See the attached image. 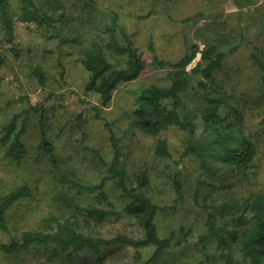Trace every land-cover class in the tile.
<instances>
[{"label": "rangeland", "instance_id": "374dc122", "mask_svg": "<svg viewBox=\"0 0 264 264\" xmlns=\"http://www.w3.org/2000/svg\"><path fill=\"white\" fill-rule=\"evenodd\" d=\"M14 12L15 41L19 53L13 56L2 39L0 28V135L1 128L14 115H18L16 129L20 126L23 111L28 105L39 110L44 107V130L52 146L55 160L38 148L39 111H30L25 120L21 140L26 152L16 161L5 154L0 143V196L18 187L26 186L29 195L16 200L6 210L7 230L0 231V241H19L21 233L28 230H46L50 217L75 216L80 230L85 234L112 238L117 234L133 238L142 236L134 218L118 214L102 222L85 225V215L64 208L56 196L66 193L83 206L95 205V192L76 194L74 190L56 182L60 172L74 174L79 182L94 185L104 175V166L97 161L100 155L109 161L111 149L104 122L110 123L120 139V162L129 175L145 170L148 184L143 192L160 210L155 223L158 234L167 236L180 226L190 229L188 242L174 245L150 264H223L212 240H199L204 233V212L193 201L197 180L207 184L200 188V198L217 208L229 198H246L254 192L264 195V74L252 61V54L264 62V0H61L62 21L60 34L75 38L77 45L63 44L59 60L58 38L34 24L17 19L18 2L8 0ZM241 2L243 5H240ZM112 13L117 14L118 25L140 53L143 69L138 77L120 84L107 106L101 107L99 116L92 106H100L98 95L84 89L88 78L81 65L80 49L92 41L105 42L103 27ZM226 38L224 48L237 46L224 58L221 70L215 73L217 94L223 96L225 123H232L240 134L254 143L256 154L246 166L218 167L215 175L203 173L196 155H184L185 132L169 127L156 136L143 133L139 127L130 126V114L137 91L149 85L166 86L167 68L159 67V60L175 61L188 47L200 48L217 35ZM114 68L121 67L123 57L108 52ZM199 60V54L187 65L190 70ZM40 65L45 73V91L35 83L30 69ZM48 93H52L48 97ZM189 110L200 107L195 96L185 99ZM205 131L197 124L196 136ZM159 140H165L167 156L155 152ZM176 177L183 186V198L175 201L172 179ZM115 209L120 211L126 200L119 197L110 181L103 186ZM136 249L125 245L102 246L97 253L91 251L57 254L48 259L41 249L29 247L16 253L0 250V264H147L153 248Z\"/></svg>", "mask_w": 264, "mask_h": 264}, {"label": "trees", "instance_id": "16d2710c", "mask_svg": "<svg viewBox=\"0 0 264 264\" xmlns=\"http://www.w3.org/2000/svg\"><path fill=\"white\" fill-rule=\"evenodd\" d=\"M17 19L21 22L34 24L47 33L49 37L58 38L57 49L60 57L63 44L77 45L75 38L60 34L62 21L61 0H17ZM240 5H243L239 2ZM117 14L112 13L108 23L103 27L105 42L94 40L88 46L80 49L81 65L87 71L88 78L84 89L98 95L99 105L92 106L94 115L99 116L101 107H105L112 99L113 91L122 83L135 80L143 69L141 53L132 45L125 31L118 25ZM14 12L8 0H0V28L2 39L8 45L9 52L16 56L19 47L15 41ZM226 38L222 34L213 37L202 48L197 44L188 47L175 61L159 60L153 57V62L159 67L167 68L168 85H149L140 88L134 96V106L131 110L129 125L137 126L151 136L173 126L185 132L184 155H196L198 166L203 173L215 175L218 167L214 163L227 166H246L256 154L254 143L243 137L232 123H225L223 118L226 100L217 94L215 73L221 70L224 58L233 53L237 46L224 48ZM108 52L123 57L121 67L114 68L108 59ZM199 54V60L187 70V65ZM252 61L264 74V62L252 54ZM0 57V64L2 63ZM30 73L37 86L45 91V73L40 65H34ZM48 97L53 94L48 93ZM195 96L200 100V107L192 111L187 108L185 99ZM30 111H39L38 131L40 140L38 148L45 151L50 160L55 156L52 146L47 142L44 130V107L39 110L28 105L23 111L20 126L16 129L18 115H14L2 125L0 143L5 145V154L19 161L26 152L21 140L25 129V120ZM264 122V118H263ZM197 124L203 126L205 133L196 136ZM108 133L111 149L109 161H104L100 155L98 162L104 166V175L94 185H85L77 180L70 172H60L56 182L76 194L95 192V205L83 206L66 193L56 196V200L66 209L81 212L85 215L83 223L102 222L107 217L122 213L132 216L142 231L140 238L117 234L112 238L83 233L75 216L56 218L50 217L46 230H28L21 233L19 241H0V250L6 253H16L19 250L36 247L43 250L48 259L57 254L68 256L70 252L82 250L97 253L102 246L125 245L136 249L135 258H140L139 248L151 246L153 251L146 260L147 264L154 263L167 249L174 245L188 242L190 229L180 226L177 232H170L161 237L155 223L158 212L164 208L156 205L143 189L149 180L145 170L129 175L120 162V139L115 136L109 122H104ZM155 152L167 156L165 140H159ZM110 181L113 188L119 192V197L126 202L120 211L115 209L103 186ZM207 183L197 180L192 199L204 212V233L199 240H212L214 249L218 251L223 264H264V195L254 192L246 198H229L224 200L214 210H209L204 198H200V188ZM175 201L183 198V186L176 177L172 179ZM29 189L22 185L0 196V231L7 230L6 210L18 199L27 197ZM195 264H203L198 262Z\"/></svg>", "mask_w": 264, "mask_h": 264}]
</instances>
